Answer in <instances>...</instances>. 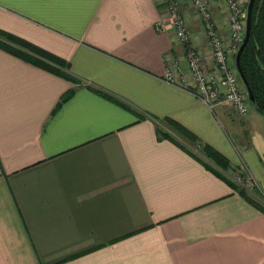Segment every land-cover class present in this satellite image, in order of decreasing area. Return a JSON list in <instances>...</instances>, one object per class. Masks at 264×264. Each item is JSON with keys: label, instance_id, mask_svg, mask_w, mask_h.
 Wrapping results in <instances>:
<instances>
[{"label": "crops", "instance_id": "crops-1", "mask_svg": "<svg viewBox=\"0 0 264 264\" xmlns=\"http://www.w3.org/2000/svg\"><path fill=\"white\" fill-rule=\"evenodd\" d=\"M162 10L160 0H0V31L64 60L75 79L0 49V264H264V200L239 194L200 153L236 165L226 127L246 126L261 143L236 139L264 191V115L214 111L165 81L178 79L183 50Z\"/></svg>", "mask_w": 264, "mask_h": 264}, {"label": "rangeland", "instance_id": "rangeland-1", "mask_svg": "<svg viewBox=\"0 0 264 264\" xmlns=\"http://www.w3.org/2000/svg\"><path fill=\"white\" fill-rule=\"evenodd\" d=\"M161 4L163 6V10H162V18H161V24L165 23V21L168 19L169 14L167 13L168 10L166 8V3L164 0H160ZM229 1H234V0H205L206 3V15L202 14L200 12H198L194 6L192 5V0H177L178 3V7L180 8V18L182 21V25L184 30V40L179 38L176 34L175 31L173 30V28L168 25V28L172 31L173 34V38H175L177 40V42L181 45L182 47V55L180 56L181 61L175 64V72L178 75V78H183L185 79V83L186 86L188 85H192L194 84V80L192 79V77L190 76L191 74L188 71L187 68V53L188 51H193V53L195 55L198 56L199 58V62L202 65L203 68V73L205 75V77L207 79H212V80H216L219 78V72H217L216 70H214L213 64H214V60L211 54V50L209 48L210 44H209V37H207L208 35V29L211 27V29L221 38L222 43H223V47L227 52V57H228V64L230 66L233 65V60H234V52H232V45H233V41H232V26L231 23L229 21V16L231 15V11L229 9ZM238 9V19L243 20L242 14L243 12L245 13L246 10V4L248 2V0H235ZM214 12H218V14H220V19L222 21V25L224 27H222V29L218 31L217 27L214 23L213 20V13ZM233 13V12H232ZM217 14V15H218ZM196 22V23H195ZM196 25H195V24ZM164 26V25H163ZM195 43H200L202 44L205 49L203 50L202 48H199L197 44L193 45ZM229 57H231L229 59ZM178 65L180 67H178ZM182 67L184 69H182ZM175 73V74H176ZM218 106H224L227 107L229 109H232L234 112H236V110L232 107H230V105L226 102H223L221 100V102H219L217 104ZM212 110L215 111L216 107L214 106L213 108H211ZM250 110V109H249ZM248 110V113H249ZM239 116L243 117L246 116L242 115L238 112H236ZM226 130L229 134L230 138V144L231 147L234 148L237 151L243 152L242 147L240 146V143L237 141L236 136L239 138H245L246 140L250 139L249 136H251L253 134L252 130L249 128H246V126L240 128V132L238 133V135L232 134L228 128L226 127ZM259 133H264V129L263 128H259L258 129ZM175 137L178 139L181 138L180 135L175 133ZM253 137L256 138V140H258V143H261V139H259L258 137H256L255 134L252 135ZM251 136V137H252ZM252 137V138H253ZM179 140V139H178ZM239 144V145H238ZM188 145V144H187ZM190 146V145H188ZM262 147V145H260ZM202 152L201 157H203V159H205L206 161H208L209 163H211V166L215 167L217 170H219L222 174H224V176L227 178V180L231 181L232 183H235L237 186L239 187H245L247 184H250L251 187L246 189L248 191V193H254L256 195H258L259 197H261L264 200V191L260 188V186L257 183V180L255 179V177L252 175L251 169L249 168V166L247 165V163H245L243 156L240 152H237L238 154V160H237V164H230L229 160H227V167H220L217 164H214L215 162L211 159V158H207L205 156V153L202 151H200V153ZM204 153V154H203Z\"/></svg>", "mask_w": 264, "mask_h": 264}, {"label": "trees", "instance_id": "trees-1", "mask_svg": "<svg viewBox=\"0 0 264 264\" xmlns=\"http://www.w3.org/2000/svg\"><path fill=\"white\" fill-rule=\"evenodd\" d=\"M249 22L250 31L248 34V40L238 61L241 71L243 72L242 74H244L253 95V103L251 104V107L264 115V0L253 1ZM0 49L15 55L24 61L32 63L41 69L53 72L67 80L75 81L73 77L65 72L67 65L64 60L30 44L28 41L15 36V34L13 35L8 32L0 31ZM97 92L118 103V101L104 92L99 90ZM69 95L70 94H66L61 100L66 99ZM164 121L168 125L167 128L180 135L184 140H187L190 143L196 141L194 135L177 122L171 119H164ZM157 132L159 138L169 139L179 145L178 142L174 140L173 135L169 132L161 129ZM180 147L183 148L182 146ZM203 152L207 158H211L215 162L214 164H217L220 167H227L228 164L226 158L217 151H214L211 147L204 146ZM213 172L219 175L215 170H213ZM226 181L233 187V189H236L239 194L247 197L248 191L245 188H241L229 180Z\"/></svg>", "mask_w": 264, "mask_h": 264}, {"label": "built area", "instance_id": "built-area-1", "mask_svg": "<svg viewBox=\"0 0 264 264\" xmlns=\"http://www.w3.org/2000/svg\"><path fill=\"white\" fill-rule=\"evenodd\" d=\"M166 3V8L168 10L169 17L165 21L166 25H170L175 34L184 40V28L183 23L180 18V10L178 7L177 0H164ZM231 15L229 16V21L232 26V41L233 49L232 52L236 54L237 47L241 44L244 33H245V18L246 12L242 14L243 20L238 19V9L236 1H229L228 3ZM192 5L194 8L206 15V3L205 0H192ZM233 12V13H232ZM209 37V48L213 57V67L214 70L219 72V78L216 80L207 79L203 73L202 65L199 62L197 55L193 51H188L187 55V68L190 76L194 80V84L186 86L185 79L176 78L172 76V72L168 71L165 74V81L169 84L179 85L182 89L188 91L192 95L197 97L199 101L207 105L210 109L217 106L221 100L234 108L236 112L245 115L250 109V103L247 99L246 90L243 86L241 79L238 74H236L235 65L230 66L228 64L227 52L223 47L221 38L211 29H208ZM234 54V55H235ZM251 185L247 184L244 188L248 189Z\"/></svg>", "mask_w": 264, "mask_h": 264}, {"label": "water", "instance_id": "water-1", "mask_svg": "<svg viewBox=\"0 0 264 264\" xmlns=\"http://www.w3.org/2000/svg\"><path fill=\"white\" fill-rule=\"evenodd\" d=\"M253 1L254 0H248L247 4H246V18H245V33H244V37H243V40L241 42V44L239 45V47H237V52L234 56V65H235V69H236V74H238L239 78L241 79L242 83H243V86L246 90V94H247V99L249 100V103H250V106L251 104L253 103V95H252V92L250 90V87L248 86V82L244 76V74H242L243 72L241 71V68H240V64H239V57H240V54L243 50V48H245V45L247 43V40H248V34H249V31H250V17H251V9H252V4H253ZM255 112L259 113L256 109L252 108ZM261 114V113H259ZM263 115V114H261Z\"/></svg>", "mask_w": 264, "mask_h": 264}]
</instances>
